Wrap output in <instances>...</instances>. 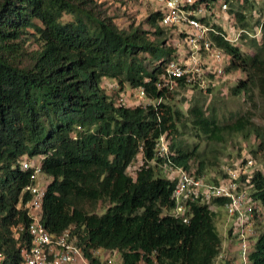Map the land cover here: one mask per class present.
I'll use <instances>...</instances> for the list:
<instances>
[{
  "label": "trees",
  "instance_id": "1",
  "mask_svg": "<svg viewBox=\"0 0 264 264\" xmlns=\"http://www.w3.org/2000/svg\"><path fill=\"white\" fill-rule=\"evenodd\" d=\"M87 4L0 0V264H21L11 227L28 221L16 207L20 197L26 201L30 196L22 192L34 170L22 168L25 154L39 156L40 173L50 178L41 205L43 225L52 234L73 226L92 264H104L90 253L97 248L118 254L121 264H213L223 240L216 221L222 218L225 200L187 201V222L175 218L172 191L177 180L165 169L172 164L196 176L222 175L223 155L218 156L216 147L200 150V145L225 142L229 136L237 135L238 143L250 141L251 157L264 152V18L256 21L258 37L242 33L239 38L246 40L250 52L210 33L230 55L225 72L244 74L231 95L242 96L249 105L221 122L214 104L195 102L183 112L169 102L170 91L156 86L174 55L169 29L159 24L160 9L118 27ZM247 7L253 11L254 0H243L228 11L245 31L250 27ZM256 12L264 17L261 9ZM63 14L87 16L97 23L100 35L62 21ZM213 27L222 30L218 24ZM26 34L39 45L29 56L22 41ZM104 79L115 82L117 92L125 86L131 92L143 88L148 102L117 104V92L108 94ZM184 134L194 140L188 142ZM160 136L167 143L166 156L157 154ZM251 181L253 199L264 207V172L255 170ZM101 205L104 211L98 213ZM23 240L30 243L27 236ZM249 264H264V229Z\"/></svg>",
  "mask_w": 264,
  "mask_h": 264
},
{
  "label": "built area",
  "instance_id": "2",
  "mask_svg": "<svg viewBox=\"0 0 264 264\" xmlns=\"http://www.w3.org/2000/svg\"><path fill=\"white\" fill-rule=\"evenodd\" d=\"M161 4L162 17L160 26L172 33L183 34V42L187 50L186 57H173L168 60L157 78L159 89L170 91L184 86L206 88L208 86L204 75L211 74L214 78L225 76V67L230 62L228 55L210 38V33L220 34L225 40L236 45L240 33L244 29L233 27L227 30L222 27L218 31L213 27L217 23L215 17L227 15V0H153ZM208 15L206 21L201 20ZM177 55V54H176ZM211 79H208V83ZM118 88L114 83L112 91ZM136 101H148L143 88L127 91ZM127 95V94H126ZM125 92L120 91L117 104H126ZM79 129V127H77ZM157 154L166 156L168 148L166 140L160 136L156 142ZM23 169L33 168L31 182L22 192L29 193V199L22 201L20 197L17 209L23 210L28 219L26 223L17 222L11 227L12 234L20 245L21 264H92L86 258L78 235L73 232V226L64 229L59 234L50 233L43 225L42 200L45 193V182H40L39 164L33 165L26 154L21 156ZM255 161L250 155L236 158H225L220 164L222 175L196 176L182 167L167 164L166 174L176 178V186L172 191L175 208L172 215L187 222L185 203L187 201L215 202L224 199L220 206L227 216L224 220L223 240L213 264H249V254L258 238L260 229L264 228V207L254 200L252 193V174L259 169L254 167ZM217 178V183L213 181ZM216 210L218 206L212 204ZM223 222V221H222ZM24 236L30 243H24ZM92 256L101 258L110 253L102 248L90 249ZM1 259V255H0Z\"/></svg>",
  "mask_w": 264,
  "mask_h": 264
},
{
  "label": "rangeland",
  "instance_id": "3",
  "mask_svg": "<svg viewBox=\"0 0 264 264\" xmlns=\"http://www.w3.org/2000/svg\"><path fill=\"white\" fill-rule=\"evenodd\" d=\"M88 4L87 7L91 9L93 13L99 14L101 17H111L113 18V22L118 27H125L128 25L129 22H135L138 23L142 21L146 15L151 12L152 10L160 9L161 4H159L156 1L153 0H87ZM227 6L228 10L230 9H237L238 5L243 4V0H227ZM255 9L253 11L248 10V7L245 9L246 14V20L249 22V29L247 31L244 30V32L240 33V36L242 33L246 34V38L250 37H258L260 34L259 26L256 25V21L258 18H264L263 14L256 12L258 9H261L264 12V0H254ZM208 15L204 17L206 20ZM217 19V23L221 26L225 27L227 30L232 29L235 27L238 28L237 22H235L233 15L228 12L227 15L222 17L221 15L219 17H215V20ZM62 21L64 22H71L78 26L79 28L87 31L89 34L93 36L100 35V28L98 27L97 23L93 21L92 19L88 18L85 15L81 14H63ZM31 31V30H30ZM29 31V32H30ZM168 45L171 46V48L174 49V55L171 57H186L184 54V51L187 50L186 45L183 42V34L174 32L172 33L171 30H168ZM241 38V37H239ZM23 48L25 50V55L29 56L32 51L36 50L39 45L34 37L31 35L26 34L23 36ZM237 45L241 47L243 51L250 52V48L246 45V40L239 41V39L236 41ZM177 54V55H176ZM25 56L23 59V65H27L30 62V59ZM244 74L240 71L236 72H230L226 73L225 76L214 78L211 74H205L204 78L208 84L206 88H200V87H193V86H179L175 87L172 90H170L171 98L169 102L173 104L174 106L180 108L183 112L187 109V107L190 104H193L195 102L202 103L204 102L205 105L208 103L214 104L219 113V120L226 121L230 114H233L235 112H242L249 108L248 103L245 101V99L242 96H232L230 93V89L232 86H234L238 80V78L243 77ZM208 79L209 81L208 83ZM115 82L108 81L107 79H104L103 85L105 89L107 90V93H111L112 89L111 86ZM118 88L114 89V91L118 90ZM129 87L125 86L123 88V92H125L126 95V104L128 106H134L137 103H144V101H136V98L134 96L129 95L127 93ZM122 91V90H121ZM117 92V91H116ZM118 93H115L118 97ZM148 102L145 100V103ZM260 106H263L261 102H259ZM256 112L255 114H257ZM188 120V117H185ZM254 120L258 123H261V119L258 118V116L254 117ZM185 140H188V142L193 141L194 139L191 137H188L187 134L183 135ZM251 140V139H250ZM250 141H246V143H242L239 141L238 143V136L235 135L233 137L229 136L225 142L217 143L215 142L214 145L212 144H206L204 141L201 142L200 150H206L216 147L217 150H219L218 156L223 155V160L220 164L223 163L225 158L231 159L236 157H243L249 155V145ZM210 156V155H209ZM255 166L256 168H260L264 172V152H258L257 158H254ZM40 157L35 156L31 158V163L33 165L39 164ZM219 164V169H220ZM133 165L135 163L133 162ZM133 171V167H130L128 170L129 173ZM215 172H213L214 174ZM212 174V175H213ZM38 179L40 182L48 181L50 178L44 174H39ZM104 211V208L99 206L97 208L98 213H102ZM219 217L220 220L216 221V227L218 229V232L220 236L224 233L223 229L225 226V221L227 220V216L224 212L220 211ZM223 221V222H222ZM264 228L262 227L260 231H262ZM224 235H222L223 238ZM101 262L104 264H121V259L118 254H103L101 258H99Z\"/></svg>",
  "mask_w": 264,
  "mask_h": 264
}]
</instances>
